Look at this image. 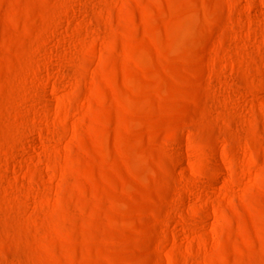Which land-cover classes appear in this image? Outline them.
<instances>
[{"label":"rangeland","instance_id":"obj_1","mask_svg":"<svg viewBox=\"0 0 264 264\" xmlns=\"http://www.w3.org/2000/svg\"><path fill=\"white\" fill-rule=\"evenodd\" d=\"M0 264H264V0H0Z\"/></svg>","mask_w":264,"mask_h":264}]
</instances>
